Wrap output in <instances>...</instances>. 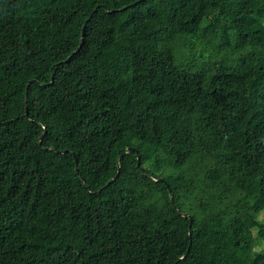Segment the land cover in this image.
<instances>
[{
  "label": "trees",
  "instance_id": "obj_1",
  "mask_svg": "<svg viewBox=\"0 0 264 264\" xmlns=\"http://www.w3.org/2000/svg\"><path fill=\"white\" fill-rule=\"evenodd\" d=\"M263 214L264 0H0V264H264Z\"/></svg>",
  "mask_w": 264,
  "mask_h": 264
},
{
  "label": "water",
  "instance_id": "obj_2",
  "mask_svg": "<svg viewBox=\"0 0 264 264\" xmlns=\"http://www.w3.org/2000/svg\"><path fill=\"white\" fill-rule=\"evenodd\" d=\"M27 112H28V111H27V107H26V114H28ZM129 153H131V150H128V151H127V154H129ZM138 163H139V160H137V166H138ZM84 185H85V184H84Z\"/></svg>",
  "mask_w": 264,
  "mask_h": 264
},
{
  "label": "rangeland",
  "instance_id": "obj_3",
  "mask_svg": "<svg viewBox=\"0 0 264 264\" xmlns=\"http://www.w3.org/2000/svg\"><path fill=\"white\" fill-rule=\"evenodd\" d=\"M264 217V214L260 216V218ZM262 246V248H264V242H262V244L260 245Z\"/></svg>",
  "mask_w": 264,
  "mask_h": 264
}]
</instances>
